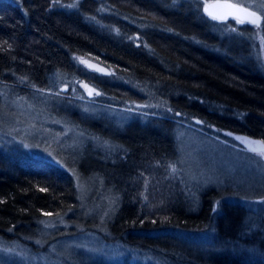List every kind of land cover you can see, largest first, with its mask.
<instances>
[{
	"label": "trees",
	"instance_id": "16d2710c",
	"mask_svg": "<svg viewBox=\"0 0 264 264\" xmlns=\"http://www.w3.org/2000/svg\"><path fill=\"white\" fill-rule=\"evenodd\" d=\"M219 25L202 13L198 0H0V76L1 69L20 74L12 66L7 69L3 56L21 47L23 53L13 55L18 62L28 65L36 58L40 65L45 63L38 75L40 81L45 78L44 82H34L38 87L57 90L53 77H49L51 72L59 83L74 87L61 95L72 103L82 102L75 98L83 96L76 85L84 82L103 93L95 100L127 106L133 101L142 102L138 84L162 86L163 79L183 71L185 77L180 81L192 86L190 95L202 97L196 101L198 109L193 114H201L198 104L204 105L208 98L216 97L215 102L223 105L219 113L226 111L229 117L225 120L207 112L209 118L203 116L206 122L247 137L262 135L264 140V72L256 67V62L245 59L248 47L241 44V36H220ZM247 27L248 24L239 28L247 32ZM261 31L264 34V20ZM24 39L34 42L26 45ZM236 42L244 47L243 53ZM85 57L104 64L109 68L108 74L84 65ZM35 68L27 66L22 72L29 75ZM137 70L144 74L130 75ZM229 108L237 116L230 117ZM150 112L159 113L154 108ZM157 114L150 119L156 120L154 116H160ZM67 120L83 128L76 116L69 115ZM132 133L128 152H123L126 161L114 168L115 180L105 162L91 172L101 183L100 194L106 192L116 199L114 211L106 214L104 230L99 227L100 216L88 213L83 205L76 185L78 175L70 166L64 168L34 157L19 144L0 148V239L36 251L63 237L94 231L104 241L149 249L158 261L133 263L128 256L110 260L78 250L76 255L82 256L66 264H264L255 238L253 247L246 251L238 248V243L230 248L220 244L213 248L208 243L178 241L180 235L191 230H208L213 223L220 227L224 216L215 214L213 220L207 217L202 223V215L187 214L170 202L169 194L160 195L161 180L166 181L164 175L172 164L163 148V136L156 130L139 129ZM87 167L79 165L80 170ZM156 197H164L163 209L161 205L156 210L152 203L157 202ZM221 206L219 211H223L222 203ZM210 209L213 204H208L207 211ZM225 209L232 220L239 218L235 207L232 211ZM198 218L202 224L194 225ZM181 220L186 224L170 222ZM49 221L54 224L47 229ZM239 240L235 237L232 241Z\"/></svg>",
	"mask_w": 264,
	"mask_h": 264
},
{
	"label": "rangeland",
	"instance_id": "374dc122",
	"mask_svg": "<svg viewBox=\"0 0 264 264\" xmlns=\"http://www.w3.org/2000/svg\"><path fill=\"white\" fill-rule=\"evenodd\" d=\"M77 1L74 0L75 3ZM198 1L203 8L205 4L213 3L215 0ZM232 2L242 3L246 7L250 5L251 10L257 11L264 18V6H262L264 0H232ZM101 8L102 5H100ZM218 22L224 25L225 34L218 30L220 36L236 34L241 36V44L244 43L248 47L245 59H249L252 63L256 62V67L264 72V34L261 31V25L257 27L248 23L238 24L232 17ZM247 24L249 25L247 32H242L239 27ZM31 40L24 39V43L26 45L33 43L34 41ZM241 44L235 43V45ZM21 49L19 47L17 51L14 50L3 56L7 69L9 70L12 66L20 74L16 72L11 74V71L1 69L0 148L9 147L13 143L19 144L34 157L48 159L64 168L70 166V169L78 175L76 185L84 200L83 205L88 213L100 216L99 227L104 230L106 214L114 211L116 199L114 195L106 192L100 194L101 183L97 180L96 173L91 172L105 162L108 171L112 172V180H115L114 168L126 161L125 154L128 152L129 137L133 134L132 132L139 129L159 131L163 136L165 145L163 148H166V155H170L168 162L172 163L168 165V171L164 175L166 181L161 180L163 184L160 186V195L165 197L169 194L170 202L187 214L193 212L196 215H202V223L207 217L213 220L212 217H215V214L224 216L220 227L216 228L213 223L208 230L202 229L199 232L191 230L186 233L187 235H180L178 241L181 243L187 241L190 244L208 243L213 248L219 244L223 247H234L238 243V248L246 251L249 247H253L252 240L255 238V247L258 243L261 255L264 256V155L252 150L260 148L261 145L238 139V137L247 138V141L256 142L258 140L255 138L262 135L254 134L252 137H247L231 129L206 122L203 116L207 120L210 116H206L207 112H212L214 116L225 120L229 117L226 111L219 113L223 105L215 102L216 97L208 98L204 105L198 104L201 116L193 114L192 111L198 109L196 101L202 97L197 94L190 95L192 86L183 85L180 81L185 77V72L182 74L183 71L172 75L177 79L175 77L163 79L162 86L157 87L147 82L138 84L139 95H143L141 103L133 101L130 105L126 104L127 106H117L114 103L97 101L95 98L103 93L84 82L76 85L83 96L75 98L82 102L72 103L67 99L68 97L64 99L61 96L62 92L71 86L69 87L66 82L59 83L58 77L53 76L54 73L49 71L50 76H46L53 77L52 82L57 84V90L43 88L40 85L38 87L34 83L44 82L45 78L40 81L38 75L45 63L40 65L36 58H32L28 65V62L24 64L22 61L18 62L13 55L22 54ZM244 51L242 46L240 52ZM27 66L36 68L31 69V74L28 75L22 72L26 71ZM143 74L137 70L132 71L130 75ZM7 75L9 77H6ZM111 79L112 77L109 78ZM22 81L30 83H20ZM84 85L88 87L85 88ZM184 86H186L185 89H183ZM89 89L94 90L92 95H89ZM52 96L60 97L59 101ZM173 101L174 104H171ZM76 104H78L77 107ZM151 108L159 113L150 112ZM232 110L229 108L230 117L237 116L236 112H231ZM154 114L160 116H154L156 120H151V115ZM69 115L76 116L83 123L84 129L67 120ZM135 119H139L140 122L135 123ZM79 120L77 123H80ZM231 122V120L227 121L229 124ZM131 124L134 125L130 126ZM263 124L264 121L261 125ZM259 141L264 140L261 137ZM85 164L88 167L80 170L79 165L85 167ZM158 169L165 173L163 167L159 166ZM164 197L158 200L156 197L154 200L157 202H152L156 210L163 205ZM221 203L224 205L223 211H219L222 210ZM208 204H213L210 212L207 211ZM164 207L163 205L161 209ZM234 207L240 216L232 220L225 208L232 211ZM198 220L199 218L194 225L202 224ZM170 222L186 224L183 220ZM53 224L49 221L45 227L49 225L47 229H50ZM235 237L240 240L233 242ZM37 245L39 246V243ZM78 250L89 256H100L110 260L128 256L133 263L137 260L158 262L152 257L149 249L104 241L96 232L87 231L63 237L51 242L44 249L36 251H28L19 243L3 242L0 239V264H66L67 261H76L82 256L76 255Z\"/></svg>",
	"mask_w": 264,
	"mask_h": 264
},
{
	"label": "snow or ice",
	"instance_id": "6c2138e0",
	"mask_svg": "<svg viewBox=\"0 0 264 264\" xmlns=\"http://www.w3.org/2000/svg\"><path fill=\"white\" fill-rule=\"evenodd\" d=\"M264 6V5H262ZM204 12L207 13L209 17L213 20L224 21L227 20L229 17H232L236 23L238 24H251L259 27L262 23L264 18L257 11L251 10V6H245L242 3H234L232 0H215V3L205 4ZM84 63H87L86 61ZM89 67H94L93 65H89ZM87 88V85H84ZM92 89H89V95L93 94ZM244 139L246 142L249 143H257L261 145L260 148H253V151L259 152L260 155H264V141H256L251 142L247 141V138H240ZM44 189H42L43 191ZM50 215V214H48Z\"/></svg>",
	"mask_w": 264,
	"mask_h": 264
},
{
	"label": "water",
	"instance_id": "95a60500",
	"mask_svg": "<svg viewBox=\"0 0 264 264\" xmlns=\"http://www.w3.org/2000/svg\"><path fill=\"white\" fill-rule=\"evenodd\" d=\"M213 3H215V1L213 2ZM87 62V63H84V62ZM82 63L85 65L86 64V66L87 67H89V65H93L94 67H89L90 69H92V70H94V71H100L101 73H108V71H109V69L108 68H106L104 65H102V64H100L99 62H97V61H94V60H92V59H89V58H84V59H82Z\"/></svg>",
	"mask_w": 264,
	"mask_h": 264
},
{
	"label": "bare ground",
	"instance_id": "6f19581e",
	"mask_svg": "<svg viewBox=\"0 0 264 264\" xmlns=\"http://www.w3.org/2000/svg\"><path fill=\"white\" fill-rule=\"evenodd\" d=\"M201 10H202V13H205V12H204V7L201 8ZM205 14L207 15V13H205ZM218 30H219L221 33H224V27H223V26L219 25ZM224 34H225V33H224ZM113 260H116V259H113Z\"/></svg>",
	"mask_w": 264,
	"mask_h": 264
},
{
	"label": "flooded vegetation",
	"instance_id": "af4514ba",
	"mask_svg": "<svg viewBox=\"0 0 264 264\" xmlns=\"http://www.w3.org/2000/svg\"><path fill=\"white\" fill-rule=\"evenodd\" d=\"M255 139L258 140V141L260 140V138H255Z\"/></svg>",
	"mask_w": 264,
	"mask_h": 264
}]
</instances>
